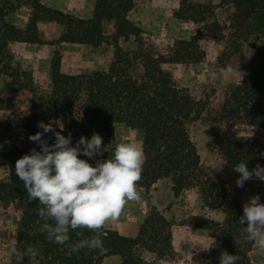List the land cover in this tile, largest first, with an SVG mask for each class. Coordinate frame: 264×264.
I'll return each instance as SVG.
<instances>
[{"label": "trees", "instance_id": "obj_1", "mask_svg": "<svg viewBox=\"0 0 264 264\" xmlns=\"http://www.w3.org/2000/svg\"><path fill=\"white\" fill-rule=\"evenodd\" d=\"M24 1L32 11L24 28L0 17V75L11 77L6 86L13 93L21 76L28 74L19 64H12L8 41L41 44L62 41L97 46L105 39L104 23H109L113 30L110 40L113 58L107 70L63 71L60 53L55 50L50 61V90L40 98L34 96L31 112L17 130L9 124L0 125V139H15L8 147L0 148V165L10 172L7 179L0 180V202L12 205L16 214L15 247L22 250L33 246L41 253L35 261L25 258L24 264H102L111 254L120 255V264H136L135 249L142 236L170 222L157 211L148 214L135 237L105 225L101 233L103 252L82 249L70 253L67 245L49 242L42 227L45 221L38 215V201H27L23 182L15 174L19 157L33 148L40 150L28 139L42 131L37 126L40 121H57L52 126L62 135H70L73 145L81 136L90 138L94 132L103 139H113L115 122L132 128L139 134V146L144 153L141 185L167 178L174 196L185 189L197 188L206 206L223 212L221 222L206 220V227L214 237L208 264H219L225 251L237 257L236 264H255L250 256L254 246L241 238L243 229L238 221L243 207L224 181L201 162L190 127L197 120L206 121L214 146L232 167L241 161L246 162L249 170L256 165L264 167V141L233 133L236 125L245 120L264 129V0H177L174 15L191 20L198 29L189 39L176 38L166 45L155 44L127 17L133 0H94L92 14L87 18L46 6L41 0ZM2 2L8 7V1ZM39 22L47 28H40ZM205 31L223 41L227 56L237 53L250 35L261 42L252 66L240 70L242 79L237 75L235 81L224 87L214 109L209 108L208 102L196 100L176 87L170 70L164 66L201 58L199 36ZM45 138L49 144L55 141L52 133L45 134ZM113 149L106 148L95 159L83 155L81 158L94 165L97 160L110 157ZM90 235L86 230L70 233L72 241ZM3 264L15 261L10 259Z\"/></svg>", "mask_w": 264, "mask_h": 264}, {"label": "rangeland", "instance_id": "obj_2", "mask_svg": "<svg viewBox=\"0 0 264 264\" xmlns=\"http://www.w3.org/2000/svg\"><path fill=\"white\" fill-rule=\"evenodd\" d=\"M0 0V17L18 28H24L31 16V8L24 0ZM49 7L58 8L79 17H90L94 0H41ZM133 6L127 17L140 26L145 36L157 45H166L176 38L189 39L198 29L191 20L177 17L173 10L177 0H133ZM219 10V9H217ZM223 14L219 15L221 17ZM40 28H47L38 23ZM105 39L97 46L74 42H56L54 44L32 43L27 41H8L7 49L13 56L12 64H19L28 77L21 76L20 85L14 87V93L6 86L11 77L0 75V125L9 124L14 130L31 112L34 96L40 98L51 88L50 61L57 50L61 56L62 70L67 72H89L107 70L113 58V46L110 43L113 33L109 23H104ZM124 43V42H123ZM132 42H129L131 44ZM125 45L127 43H124ZM202 56L197 61L187 60L165 63L170 70L174 85L186 90L196 100L209 103V108H217L223 96L224 87L235 81L237 75L226 69L239 67L248 70L253 63L256 48L261 42L250 35L242 48L232 56L224 54V43L206 31L199 36ZM211 106V107H210ZM205 115L207 112H204ZM52 125L58 124L51 121ZM114 138L103 139L104 148H114L117 143L130 142L140 148L139 134L122 122L113 125ZM235 136L250 140L264 141V129L244 122L236 125ZM200 160L209 166L229 188L230 193L241 203L252 196H259L264 203V181L253 178L238 187L239 176L233 167L219 153L213 143L207 122L195 121L190 127ZM9 135V134H8ZM19 138V137H18ZM18 138L16 140H18ZM15 139L3 137L0 148L8 147ZM104 149V150H105ZM89 161V160H88ZM90 163V161H89ZM10 172L0 165V180L7 179ZM170 181L160 178L148 186L138 184L141 199L129 202L119 218L109 220L106 227L120 234L135 237L140 225L148 214L156 211L170 222L149 230L136 246V264H208L209 249L213 242L212 230L206 227V220L221 222L224 214L220 209L206 206L197 188L185 189L174 196ZM12 205L0 202V263L8 262L10 249L15 246L16 216ZM250 256L255 264H264V252L254 247ZM121 257L111 254L102 260V264H120Z\"/></svg>", "mask_w": 264, "mask_h": 264}, {"label": "clouds", "instance_id": "obj_3", "mask_svg": "<svg viewBox=\"0 0 264 264\" xmlns=\"http://www.w3.org/2000/svg\"><path fill=\"white\" fill-rule=\"evenodd\" d=\"M227 72L243 73L239 67H228ZM37 131L28 139L39 146L15 162V174L27 192V201H38V215L45 221L43 231L49 242L67 245L70 253L104 251L101 233L109 220L121 216L129 202H138L142 179L144 153L130 142L117 143L107 159L93 165L81 155L95 159L104 151L103 138L94 132L90 138L81 136L72 144L71 136H64L51 123L38 122ZM52 133L55 141L48 143L45 134ZM239 174L236 184L243 187L253 178L264 181V167L256 165L249 170L245 161L233 165ZM238 223L242 226L243 242L251 243L264 252V203L259 196L249 197L243 204ZM246 225V226H245ZM86 230L92 235L71 240L70 233ZM210 249V247L205 250ZM33 246L18 249L12 246L10 258L15 264H24L40 255ZM237 257L226 251L219 257V264H236Z\"/></svg>", "mask_w": 264, "mask_h": 264}]
</instances>
